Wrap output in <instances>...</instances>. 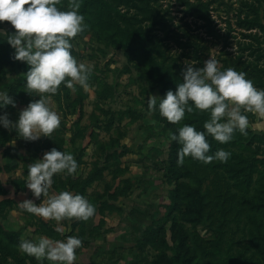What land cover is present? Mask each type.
Returning <instances> with one entry per match:
<instances>
[{"label":"rangeland","instance_id":"374dc122","mask_svg":"<svg viewBox=\"0 0 264 264\" xmlns=\"http://www.w3.org/2000/svg\"><path fill=\"white\" fill-rule=\"evenodd\" d=\"M195 1L83 0L80 11L89 27L71 38L72 53L94 66L90 86L69 88L62 82L57 93L49 94L61 123L51 136L38 138V150L16 129L0 125L12 137L0 144V264H53L18 247L22 238L40 235L82 237L74 264H255L261 257L264 216L255 218L259 227L248 222L237 202L242 191L208 163L190 156L177 163L181 144L171 133L188 123L192 112L171 122L159 109H148L150 95L175 90L183 80L181 69L191 61L202 67L213 56L221 68L240 66L251 79L264 77L261 66L249 68L245 59L236 58L233 47L247 33L235 14L254 0H209L206 11L192 12ZM68 3L59 0L58 6L67 8ZM0 28L15 30L7 20L0 21ZM14 52L6 36H0V90L16 101L12 108L0 107V113H9L12 120L39 98L27 91L29 65L14 59ZM252 114L247 128L252 136L263 135L264 116ZM258 145L264 148V141ZM54 146L72 152L78 170L55 174L50 191L67 188L84 194L96 206L88 220L46 219L19 203L43 200L25 183L27 165ZM216 175H223L221 189ZM258 212L253 208L249 214Z\"/></svg>","mask_w":264,"mask_h":264},{"label":"clouds","instance_id":"9594fccd","mask_svg":"<svg viewBox=\"0 0 264 264\" xmlns=\"http://www.w3.org/2000/svg\"><path fill=\"white\" fill-rule=\"evenodd\" d=\"M59 0H0V21H10L14 31L8 33L0 28V36H6L15 49L14 59L26 61L29 65L26 88L29 93L39 94L23 107L16 120L9 113H0V125L16 129L18 135L27 140H36L49 135L61 123L60 113L51 106L52 96L59 91L63 82L69 88L78 83L87 89L92 65L78 59L72 53V40L78 33L89 27L85 14L80 11L83 0H69L67 8L58 6ZM27 5V6H25ZM195 61L188 62L181 69L183 80L175 90L169 88L164 95L152 94L147 100L150 112L159 109L160 115L171 122L181 121L186 111L197 108L207 110L210 116L204 121V128L185 123L177 132H172L178 140V164H183L186 156L209 163L214 159L227 161L231 152L218 148L210 152L209 135L224 143L233 139L238 129L247 134L249 117L247 111L264 116V88L257 87L247 73L235 67H220V61L211 56L202 67H195ZM16 104L6 90H0V107ZM76 173L78 161L70 151L52 147L43 156L27 165L25 183L37 198L19 201L28 212L61 221L66 217L88 220L96 212V206L84 194L67 188L50 191L54 175L62 172ZM62 231V227L57 226ZM83 244L78 235H67L56 239L40 235L35 239L22 238L19 249L43 261L53 264H74L77 249Z\"/></svg>","mask_w":264,"mask_h":264},{"label":"trees","instance_id":"16d2710c","mask_svg":"<svg viewBox=\"0 0 264 264\" xmlns=\"http://www.w3.org/2000/svg\"><path fill=\"white\" fill-rule=\"evenodd\" d=\"M210 4L209 0H196L191 5V11L194 12L198 9L206 11ZM87 6H90V3L87 2ZM158 13V15H161L160 12ZM235 15H237L238 20H240L241 27L247 32L243 34L245 35V41L240 40L236 45L233 44L235 49L234 54L239 55L236 58L245 59L244 61L250 64L249 68L261 66V68H263L262 71H264V0H254V2L250 4L244 3L239 8V12ZM219 16L221 17V14H219ZM209 18L211 19V16ZM130 25L131 24L127 22L126 27ZM120 32L121 31H119V33ZM227 63H229V61H227ZM235 68L239 71L247 72V69L244 70V67L235 66ZM247 77L250 78L248 75ZM252 80L254 83L257 81V87L264 88V77H258L257 80ZM8 106L12 108L14 105L8 104ZM206 111L207 110L197 108L192 112V115L188 117V123L195 124L198 129H203L204 121L209 118L208 115H205ZM252 113V111L247 113L249 118L254 116ZM0 131L3 136H8L7 139H5V137L1 138L2 136H0V144H6L12 139L7 129L0 128ZM252 134V131L248 128L247 134L241 133L237 129L233 134V139L224 143L209 135L207 139L211 144L210 152L214 153L218 148H225L231 152V156L226 162L214 159L209 162L207 166L215 171H224V174L227 175V180L231 181V186H236L242 191L241 194L236 195L238 196L237 202L242 205L248 213V222L250 224L253 223L255 227H259L260 224L255 222V218L257 220V218H262L264 216V159L257 158V154H264V148H260L258 145L259 141H264V133L263 135L257 136H252ZM32 143L36 145L34 148L37 149V146L41 144L42 141L36 139L32 140ZM180 147L181 146H179V148ZM190 158L199 161V163L201 162L199 159L192 158L191 156ZM183 177L190 178L189 175ZM216 177L218 181L217 187L221 189L222 181L220 178H222L223 175H216ZM212 192H214V190H212ZM253 208L259 209V212L252 217L249 213ZM259 230L263 231L261 227ZM248 233L253 234L254 230L249 229ZM259 236L264 245V231L263 234L259 232ZM260 251L261 257L255 264H264V248H261Z\"/></svg>","mask_w":264,"mask_h":264},{"label":"crops","instance_id":"0c3cea01","mask_svg":"<svg viewBox=\"0 0 264 264\" xmlns=\"http://www.w3.org/2000/svg\"><path fill=\"white\" fill-rule=\"evenodd\" d=\"M41 138H43V136H42ZM38 140H40V139H38ZM99 248H100V247H99ZM90 257H94V258H95V255H94V256H91V255H90ZM97 261H98V260H97ZM97 261H96L95 263H96V264H100V261H99V262H97ZM83 264H86V263L84 262Z\"/></svg>","mask_w":264,"mask_h":264}]
</instances>
